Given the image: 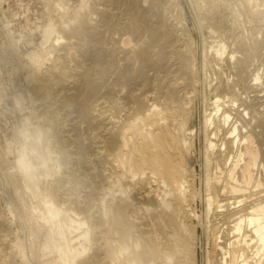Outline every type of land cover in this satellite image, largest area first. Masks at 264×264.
<instances>
[{
    "label": "bare ground",
    "instance_id": "1",
    "mask_svg": "<svg viewBox=\"0 0 264 264\" xmlns=\"http://www.w3.org/2000/svg\"><path fill=\"white\" fill-rule=\"evenodd\" d=\"M191 1L201 60L179 0L89 1L59 24L49 58L23 55L33 66L34 109L22 130L31 151H20L18 169L41 201L40 220L60 226L41 243L43 258L136 264L135 252L137 260L127 256L130 243L139 247L150 231V250L162 264H197L196 216L205 264H213L210 213L217 204L215 264H264V0ZM55 6L65 9L61 1ZM200 97L204 216L188 203L195 175L175 173L178 162L164 142L169 123ZM222 173L228 182L216 200ZM11 234L0 215V264L29 257L27 244Z\"/></svg>",
    "mask_w": 264,
    "mask_h": 264
},
{
    "label": "rangeland",
    "instance_id": "2",
    "mask_svg": "<svg viewBox=\"0 0 264 264\" xmlns=\"http://www.w3.org/2000/svg\"><path fill=\"white\" fill-rule=\"evenodd\" d=\"M60 1L65 5L64 10L55 6ZM89 1L93 0H0V215L9 222L12 229V239H16L19 236L27 244L28 255L30 257L22 260L21 257L16 256V264H60L57 254L56 258L53 256L43 258L42 252L39 251L41 243L46 238L51 237L48 235L51 234L50 229L52 226H50V223H44L40 220L37 210L41 201L35 198L33 194L27 192L23 176L18 169L21 158L20 151L23 152L25 150L29 154L31 151L28 137L22 133V130L26 115L31 114L34 109L31 108L32 106L34 107V105H31L32 102L34 104L33 98L32 100L30 98L32 97L31 92L30 94L28 93L31 84L29 81L31 80V75L28 78V73L32 74L33 66L28 57L25 56L24 58L23 55L33 50L37 51L43 58H49L53 54L51 53V48L53 49L54 47L50 42L52 38L59 36L60 31L58 29L62 20L73 21L78 16L79 11L84 10L91 3ZM194 11L195 8L191 0H179L178 12L188 22L190 30L195 33L199 41L201 60L202 35L195 26L196 13ZM49 31H52L50 37ZM19 54L23 57L22 59ZM24 62L27 66L31 67L25 66ZM194 103L183 112L178 121L169 123L170 125L166 127L164 142L174 156L176 163L178 162L172 165V169L176 170L175 173L182 175V173L187 172V174L192 173L195 175L192 181L194 194L189 198L188 203L191 210H195V214L200 213L201 216H204L205 204L199 196V192L205 191V185L201 181V176H203L205 170L203 164L205 147L203 116L205 115V104L201 97L197 101H194ZM209 103L207 105L208 110L213 109L214 112L212 104ZM192 130H195V132L190 134ZM32 131L33 127L31 128ZM34 135L32 132V136ZM223 174H220L221 179L215 182L217 188L214 187L212 189V194L216 200L218 199V189H222L228 182ZM10 208H14L16 212L14 218ZM219 219L217 204H215L212 213H210L211 233L209 249L213 264H215L217 256L215 236L220 225ZM62 223V227L67 232L66 221H62ZM190 223L197 234V264H205V247L207 242L203 228L200 226L196 216L190 217ZM47 227L50 228L47 229ZM58 227L60 226L56 225L52 228ZM48 230L50 233H48ZM143 235L142 238L140 237V240H142L140 241V248L135 243H130L132 244L131 251L127 256L136 260L138 258L137 262H139L136 264H162L161 258L153 255L150 250L153 246V235L150 231L148 235L145 233ZM92 248L93 245L87 256L91 255ZM134 252L137 258L134 257L135 255L132 256ZM125 258L122 257L118 264H125ZM76 263L79 264V261L74 264Z\"/></svg>",
    "mask_w": 264,
    "mask_h": 264
}]
</instances>
